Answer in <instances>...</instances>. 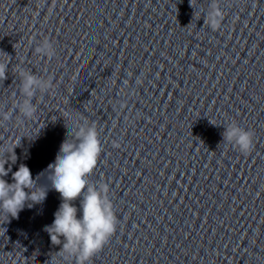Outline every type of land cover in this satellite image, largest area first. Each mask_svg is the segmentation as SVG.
<instances>
[{"label": "clouds", "instance_id": "9594fccd", "mask_svg": "<svg viewBox=\"0 0 264 264\" xmlns=\"http://www.w3.org/2000/svg\"><path fill=\"white\" fill-rule=\"evenodd\" d=\"M36 3L45 7L47 0H36ZM203 19L204 25L210 29L221 26L224 14L218 0H211ZM35 52L51 58L55 55V48L49 40L44 39ZM8 67V62L0 59V80L7 79ZM18 76L23 99L16 109L23 119L30 120L37 111L33 98L38 92H47L52 82L51 79H43L23 69L18 70ZM10 119L11 113L0 109V126ZM66 127L69 129L67 137L61 143L54 162L37 176L46 174L47 185L38 186L37 178L33 177L27 165L21 164L18 170L12 172L10 165L5 167L9 160L0 159V215L5 216L7 221L18 218L26 206L31 208L43 203L48 192L55 190L60 195L61 203L54 213L52 224L46 226L45 230L51 241L61 244L59 253L65 260L73 259L75 264H90L92 258L103 250L117 232L119 219L109 197V185L89 179L103 150L96 124L74 119L72 125ZM70 137L74 139L70 140ZM222 137L224 143L235 146L243 154L253 148V133L235 122L225 127ZM19 146L21 140L11 148L15 161V149ZM7 152L8 146L0 144V153ZM10 172L11 183L5 179ZM76 201H79V206Z\"/></svg>", "mask_w": 264, "mask_h": 264}]
</instances>
